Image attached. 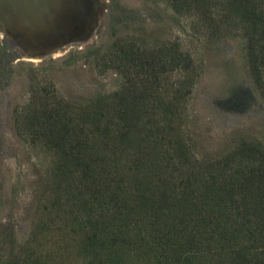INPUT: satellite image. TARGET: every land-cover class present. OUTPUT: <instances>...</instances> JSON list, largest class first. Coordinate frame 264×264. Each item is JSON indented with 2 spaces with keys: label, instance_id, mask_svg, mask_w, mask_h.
<instances>
[{
  "label": "trees",
  "instance_id": "16d2710c",
  "mask_svg": "<svg viewBox=\"0 0 264 264\" xmlns=\"http://www.w3.org/2000/svg\"><path fill=\"white\" fill-rule=\"evenodd\" d=\"M165 1L211 21L219 1L220 24H245L249 71L264 97V0ZM95 68L121 77L111 96L76 105L49 84L17 111L18 135L51 157L52 172L28 242L0 220V264H264V145L193 158L181 128L192 57L141 34L112 42ZM174 72L185 79L167 87Z\"/></svg>",
  "mask_w": 264,
  "mask_h": 264
},
{
  "label": "rangeland",
  "instance_id": "374dc122",
  "mask_svg": "<svg viewBox=\"0 0 264 264\" xmlns=\"http://www.w3.org/2000/svg\"><path fill=\"white\" fill-rule=\"evenodd\" d=\"M115 2L49 0L43 18L0 8V45L9 51H0V220L14 225L20 244L37 232L34 216L52 159L18 135L17 111L49 84L76 105L111 96L121 77L99 74L95 59L118 39L144 34L149 42H176L194 60L181 123L193 158L213 161L249 141L264 145V97L249 71L245 24L232 17L220 24L225 8L219 1L213 11L219 24L201 13L176 14L165 0ZM60 10L68 12L65 17ZM57 19L53 30L49 23ZM184 76L168 73L165 84ZM2 243L0 234V249Z\"/></svg>",
  "mask_w": 264,
  "mask_h": 264
},
{
  "label": "water",
  "instance_id": "95a60500",
  "mask_svg": "<svg viewBox=\"0 0 264 264\" xmlns=\"http://www.w3.org/2000/svg\"><path fill=\"white\" fill-rule=\"evenodd\" d=\"M49 0H0V8L6 9L10 13L13 12L14 14H22L25 13V16H30L34 18H38L45 15L44 11L48 8L47 4ZM53 10H55L53 8ZM61 12V10H60ZM68 12L62 11L63 17L66 16ZM70 16L66 17L65 19L69 18ZM40 18V19H41ZM64 19V20H65ZM58 23L57 20H51L50 25L54 26L53 30H56L57 27L55 26ZM61 27V25H59Z\"/></svg>",
  "mask_w": 264,
  "mask_h": 264
}]
</instances>
